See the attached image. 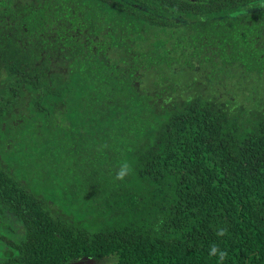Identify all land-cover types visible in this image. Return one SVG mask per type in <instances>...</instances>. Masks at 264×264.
Instances as JSON below:
<instances>
[{
	"label": "trees",
	"instance_id": "obj_1",
	"mask_svg": "<svg viewBox=\"0 0 264 264\" xmlns=\"http://www.w3.org/2000/svg\"><path fill=\"white\" fill-rule=\"evenodd\" d=\"M4 221L0 264H264V0H0Z\"/></svg>",
	"mask_w": 264,
	"mask_h": 264
},
{
	"label": "rangeland",
	"instance_id": "obj_2",
	"mask_svg": "<svg viewBox=\"0 0 264 264\" xmlns=\"http://www.w3.org/2000/svg\"><path fill=\"white\" fill-rule=\"evenodd\" d=\"M42 173V174H41ZM40 174H38V178L35 179L33 181V186L37 189H44V188H48L50 189L51 186H53V183L51 181L50 175H48L46 172H41ZM69 224H71L72 222H74L77 225H81V226H88L90 224H93V222L90 221H67ZM112 260L111 259H105L103 261H94L91 259H79V260H75L73 262H71L70 264H111Z\"/></svg>",
	"mask_w": 264,
	"mask_h": 264
},
{
	"label": "flooded vegetation",
	"instance_id": "obj_3",
	"mask_svg": "<svg viewBox=\"0 0 264 264\" xmlns=\"http://www.w3.org/2000/svg\"><path fill=\"white\" fill-rule=\"evenodd\" d=\"M34 175L35 176L34 177H31L30 179L27 178V181H28L27 184H28L29 188L32 191L37 190V188H35L33 186V181L38 178L37 171L34 172ZM8 224L9 225H12V228L17 227V225L15 223H13L12 221H9ZM6 227H7L6 221H4V225L0 224V234L7 235V236L10 235V233L8 232V230H7ZM22 235H23V230L22 229H19L18 230V234H17V238L21 237ZM4 251H5V248L2 246V243H0V262L3 260Z\"/></svg>",
	"mask_w": 264,
	"mask_h": 264
},
{
	"label": "clouds",
	"instance_id": "obj_4",
	"mask_svg": "<svg viewBox=\"0 0 264 264\" xmlns=\"http://www.w3.org/2000/svg\"><path fill=\"white\" fill-rule=\"evenodd\" d=\"M131 172H132L131 166L127 162H124L120 165L119 170L116 173V179L122 181L128 175H130ZM221 234H224L223 231L221 232Z\"/></svg>",
	"mask_w": 264,
	"mask_h": 264
}]
</instances>
